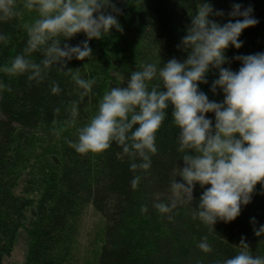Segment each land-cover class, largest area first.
I'll return each instance as SVG.
<instances>
[{
  "label": "trees",
  "instance_id": "obj_1",
  "mask_svg": "<svg viewBox=\"0 0 264 264\" xmlns=\"http://www.w3.org/2000/svg\"><path fill=\"white\" fill-rule=\"evenodd\" d=\"M209 2L214 10L224 11L223 17H213L221 23L229 19L233 3L251 5L259 21L242 31L239 39L244 43L239 49H226L229 63L224 67L237 70L240 62L232 57L264 51V0ZM18 3L20 15L0 24V32L7 37L0 42V66L10 65L23 51L27 29L38 17L35 10L22 7L23 0ZM116 7L121 10L117 19L123 31L113 28L107 37L90 40L92 57L73 58L65 66L83 78L94 79L87 96L80 97L71 73L56 67L39 84L29 82L26 75L0 72V83L5 85L0 88V264L11 255L21 233L27 246L24 264H78L73 250L78 224L88 209L99 217L101 235L97 249L82 264H214L235 255L242 237L253 255L264 256V236H255L250 223L255 217V227L264 224V192L259 182L240 215L230 222L218 220L213 230L193 215L203 191L199 185L191 205L175 197L170 185L183 162L177 151L178 128L171 105L157 130L158 151L151 156L147 170L131 169L129 165L139 159L133 161L123 154L116 142L99 153L80 154L69 146V141L77 139V130L96 113L105 92L121 80L125 86L131 71L159 57L161 64L172 57H186L176 46L197 0H121ZM84 39L81 32L67 43L76 45ZM30 58L39 62L41 53H32ZM217 74L211 70L208 83L199 87L209 99L219 101L223 99L220 91L215 95L210 91ZM52 82L59 84V94L51 93ZM74 101H78L79 115L69 125L66 122L71 120ZM174 198L177 205L168 214L155 207L157 202L169 203ZM205 236L212 246L208 253L198 247Z\"/></svg>",
  "mask_w": 264,
  "mask_h": 264
},
{
  "label": "clouds",
  "instance_id": "obj_2",
  "mask_svg": "<svg viewBox=\"0 0 264 264\" xmlns=\"http://www.w3.org/2000/svg\"><path fill=\"white\" fill-rule=\"evenodd\" d=\"M22 7L35 10L38 17L27 29L23 51L14 56L10 65L0 66V72L26 75L29 82L39 84L56 67L71 73L72 81L81 90L80 97L87 96L94 79L83 78L65 66L73 58L92 57L90 40L107 37L113 28L123 31L117 19L121 10L113 0H23ZM20 10L18 0H0V24L15 19ZM252 13L251 5L233 3L227 13L229 19L221 23L213 17H223V10H214L209 0H197L185 34L176 46L186 57H172L163 64L159 57L131 71L125 86H121L125 81L121 80L105 92L96 113L77 130V139L69 141V146L80 154L99 153L116 142L123 154L133 161L139 159V163L129 165L131 169L147 170L151 156L158 151L157 130L171 105V117L178 128L177 151L182 153L183 162L177 174L181 180L177 181L176 176L171 181L172 192L179 202L191 205L194 188L199 185L203 191L193 215L211 230L218 220H234L242 206L251 202L258 182L264 192V51L232 57L240 62L237 70L223 66L229 63L226 49H239L244 43L239 39L242 31L259 22ZM81 32L86 39L76 45L67 43ZM6 39L0 32V42ZM35 52L41 53L39 62L30 58ZM213 69L218 74L210 91L214 95L220 91L223 99L219 101L209 99L199 87L208 83L207 75ZM50 91L59 94L61 88L52 82ZM78 115V101H74L71 120L66 123L75 124ZM178 199L157 202L155 207L168 214ZM250 223L255 236H264V224L255 227V217L250 218ZM239 245L235 255L217 259L214 264H264V256L253 255L243 237ZM198 247L205 253L212 251L206 236Z\"/></svg>",
  "mask_w": 264,
  "mask_h": 264
},
{
  "label": "rangeland",
  "instance_id": "obj_3",
  "mask_svg": "<svg viewBox=\"0 0 264 264\" xmlns=\"http://www.w3.org/2000/svg\"><path fill=\"white\" fill-rule=\"evenodd\" d=\"M120 2L121 0H113L115 5ZM100 235L101 222L99 217L91 209L86 210L78 224V237L73 250V257L78 264H82L81 261L91 256L92 251L97 249ZM26 248L25 235L21 233L15 243L13 252L5 259L3 264H24Z\"/></svg>",
  "mask_w": 264,
  "mask_h": 264
}]
</instances>
